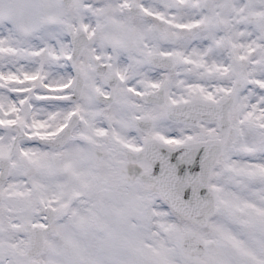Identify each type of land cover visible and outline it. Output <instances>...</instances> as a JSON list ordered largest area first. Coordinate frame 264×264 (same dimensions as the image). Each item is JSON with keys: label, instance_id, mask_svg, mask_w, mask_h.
<instances>
[{"label": "snow or ice", "instance_id": "obj_1", "mask_svg": "<svg viewBox=\"0 0 264 264\" xmlns=\"http://www.w3.org/2000/svg\"><path fill=\"white\" fill-rule=\"evenodd\" d=\"M0 264H264V0H0Z\"/></svg>", "mask_w": 264, "mask_h": 264}]
</instances>
